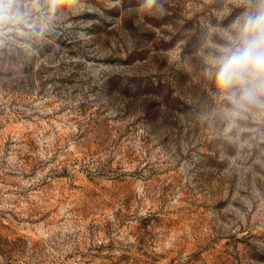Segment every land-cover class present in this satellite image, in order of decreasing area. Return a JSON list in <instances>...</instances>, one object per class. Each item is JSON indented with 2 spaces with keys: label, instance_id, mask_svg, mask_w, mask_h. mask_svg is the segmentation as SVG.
Returning <instances> with one entry per match:
<instances>
[{
  "label": "rangeland",
  "instance_id": "obj_1",
  "mask_svg": "<svg viewBox=\"0 0 264 264\" xmlns=\"http://www.w3.org/2000/svg\"><path fill=\"white\" fill-rule=\"evenodd\" d=\"M20 3L0 24V264H264V112L229 129L196 54L242 0Z\"/></svg>",
  "mask_w": 264,
  "mask_h": 264
},
{
  "label": "clouds",
  "instance_id": "obj_2",
  "mask_svg": "<svg viewBox=\"0 0 264 264\" xmlns=\"http://www.w3.org/2000/svg\"><path fill=\"white\" fill-rule=\"evenodd\" d=\"M242 3L244 10L223 27L209 25L196 52L203 74L221 93L229 129L247 112H264V0ZM26 22L20 0H0V24ZM178 59L179 55H170L169 63Z\"/></svg>",
  "mask_w": 264,
  "mask_h": 264
}]
</instances>
